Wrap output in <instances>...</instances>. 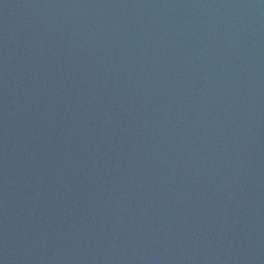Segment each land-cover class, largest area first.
I'll use <instances>...</instances> for the list:
<instances>
[{
    "label": "water",
    "instance_id": "1",
    "mask_svg": "<svg viewBox=\"0 0 264 264\" xmlns=\"http://www.w3.org/2000/svg\"><path fill=\"white\" fill-rule=\"evenodd\" d=\"M0 264H264V0H0Z\"/></svg>",
    "mask_w": 264,
    "mask_h": 264
}]
</instances>
